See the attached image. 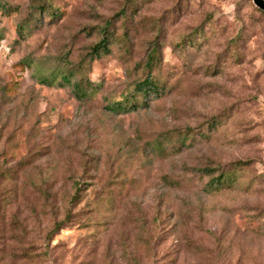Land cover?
I'll use <instances>...</instances> for the list:
<instances>
[{"label":"rangeland","instance_id":"374dc122","mask_svg":"<svg viewBox=\"0 0 264 264\" xmlns=\"http://www.w3.org/2000/svg\"><path fill=\"white\" fill-rule=\"evenodd\" d=\"M0 264H264L252 0H0Z\"/></svg>","mask_w":264,"mask_h":264},{"label":"trees","instance_id":"16d2710c","mask_svg":"<svg viewBox=\"0 0 264 264\" xmlns=\"http://www.w3.org/2000/svg\"><path fill=\"white\" fill-rule=\"evenodd\" d=\"M258 9V8H257ZM259 10V9H258ZM261 11V10H259ZM264 13L263 11H261ZM120 14H124V10L120 11ZM108 26H105V29H101V35L102 38L99 39V41L91 48V57L98 58L102 54L109 53V44H110V36H108L107 29ZM158 56V47L155 43L151 47V49L147 52L146 55V61L144 63V77L140 81H138L134 87V90L138 96L141 97V99H146V97L154 94L155 96H158V93L162 89V84L160 82V79L157 76V70H156V60ZM63 81H67L68 79L66 77H62ZM138 106V103L135 102L132 105L130 104L127 107V104H121V103H115L110 107L113 111H127V109L135 110ZM203 173H206V175L212 174V170L210 169H203ZM230 172L228 171H221L215 180H211V182L222 185L225 182H230L232 179H230ZM208 188L212 189V186L209 185ZM61 225H56V229H58Z\"/></svg>","mask_w":264,"mask_h":264},{"label":"water","instance_id":"95a60500","mask_svg":"<svg viewBox=\"0 0 264 264\" xmlns=\"http://www.w3.org/2000/svg\"><path fill=\"white\" fill-rule=\"evenodd\" d=\"M252 2L259 10L264 12V0H252Z\"/></svg>","mask_w":264,"mask_h":264}]
</instances>
